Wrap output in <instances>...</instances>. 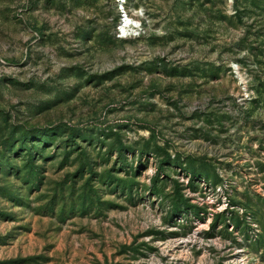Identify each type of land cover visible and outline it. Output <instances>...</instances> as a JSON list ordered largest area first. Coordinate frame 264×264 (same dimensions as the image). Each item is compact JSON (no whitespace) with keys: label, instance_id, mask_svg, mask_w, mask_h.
<instances>
[{"label":"rangeland","instance_id":"rangeland-1","mask_svg":"<svg viewBox=\"0 0 264 264\" xmlns=\"http://www.w3.org/2000/svg\"><path fill=\"white\" fill-rule=\"evenodd\" d=\"M0 264H264V0H0Z\"/></svg>","mask_w":264,"mask_h":264}]
</instances>
